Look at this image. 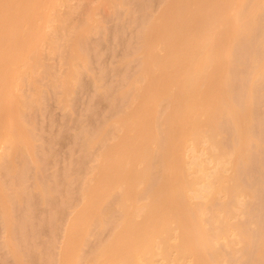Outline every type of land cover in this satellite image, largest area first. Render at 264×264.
Wrapping results in <instances>:
<instances>
[{
  "label": "rangeland",
  "instance_id": "rangeland-1",
  "mask_svg": "<svg viewBox=\"0 0 264 264\" xmlns=\"http://www.w3.org/2000/svg\"><path fill=\"white\" fill-rule=\"evenodd\" d=\"M171 1L48 0L43 8L44 15L38 13L31 18V23L37 30L34 49L27 52L25 59L15 63L9 75L10 81L7 87L5 86L9 88L10 100L17 97L18 101L25 102L22 104L24 107L19 118H16L20 120H15L19 121L18 124L20 123V128L23 129H21L22 135L26 136H24L26 139L23 138L24 141L20 142H24L27 146L28 143L25 141L28 139L30 147L27 151L20 149L23 148V146L20 147L21 143H15L13 140L20 139L17 138V132L13 131L14 134L16 133L13 135L14 138L11 136L13 139L0 136V264H64L68 260V257L62 259L64 240H67V226L75 212H78V215V209L86 203V194H89L87 192H90V187L93 188L91 185L97 184V181L106 182L110 179L109 173L104 171L105 168L103 170L100 168L105 166L111 157H115L112 152L116 148L114 146L119 141V136L121 138L123 135V120L131 117V114L134 115L139 107L141 100L138 94L146 82L142 76V67L144 68L142 64L146 58L144 52L152 48L153 54L156 53L158 58L166 53L160 42L148 41V43L145 39L148 40L151 35V31H148L149 25L157 20L162 9ZM246 4L243 6L246 7L248 5ZM231 11L233 10H230V14H232ZM244 13H247V10L239 14L240 18ZM253 13L255 16L258 13L257 21H253L254 24L257 23L253 28L251 25L250 30L246 32L242 33L240 30L241 35L238 34L240 38L236 44L234 43L235 46L233 45V54L229 55V57L232 56L230 57L232 60L228 57L232 63L231 66L228 65L230 78L227 77L229 76L226 75L227 72L225 73L227 77L225 79L231 80V85L229 84L231 94H228L229 97L226 96L229 99L227 102L239 112L242 111L241 109L246 110L242 107L245 99H248L245 98L247 94L244 95L248 91L246 86L251 88L250 85H252L250 82L252 79L248 80L252 75L249 76V73L251 69H254L253 65L256 64V68L261 67V64H258L260 61L262 63L264 58L262 55L264 54V45H262L264 7H261L259 12ZM254 15L252 14L253 17ZM243 16V22H245L244 18L249 17H245L246 14ZM1 23L3 33H9L8 21ZM19 27L23 31L30 26L27 22H23ZM74 45L77 46H75L76 52L80 51L76 55L73 50H69L75 48ZM69 52L73 56L72 59L79 54L82 57L79 55L80 60L70 59V61ZM157 64L158 62H154L152 68L156 69ZM6 65L12 67L9 62ZM255 71L251 73L254 76L258 72V75L253 78L256 79L255 82L258 81V85L256 86L253 82L257 89L253 87L256 92L254 91L255 94L252 93L253 97L249 99L250 105L247 104V107L253 106L251 108L253 115L248 110L249 120L252 123H249L251 124L248 130L250 133L248 132L247 135L251 134V141L249 145L245 144L246 147L249 146L245 154L247 156L243 157L245 159L241 155L243 160L238 159L239 161L235 162V156L232 155L235 153V148L231 149V147H235L234 133L237 129L234 130L236 124H233V120L229 121L231 118L226 110L225 114L229 115L228 118L221 113L220 115L222 117L225 115L226 119L220 117L221 121H219L218 116L214 120L219 121L217 122L219 124H216L219 130L213 129L217 132L213 133L216 138L213 135L210 136L217 139L216 142L218 141L219 144L212 142L215 139L212 140L204 134L206 137H202L197 144L191 135L184 137L185 140L181 146L184 159L182 164L191 160L193 162L191 166H197L198 163L195 162H200L201 166L204 165V169L200 166L201 170L207 174L205 176L211 178V183L214 180V185L219 178L217 174L221 173L224 176L221 178L223 179L220 182L222 190L219 194L218 191L212 190L213 185V188L209 185L217 194L207 188L210 191L209 196L212 193L217 198L211 194L212 201L209 200L203 207L202 213L200 212L203 216L202 227L210 237L209 245L211 246L209 247L217 254L214 256V252L210 253L205 248L207 253L209 252L206 257L216 264H264V246H260L264 245V74L262 75L259 70ZM3 88L0 85V96L3 95ZM169 102V99L162 98L156 104L153 122L158 129L157 132L159 131L160 140L158 143H151L152 149L155 144L162 145L161 141L165 135L164 118L169 110ZM234 112L237 113V111ZM243 112L242 114H245ZM211 113V109L205 108L201 111L200 118L205 119ZM245 115L244 118L247 119L248 116L245 117ZM2 117L5 122L9 121L8 116ZM15 120L14 127L17 125ZM212 143L218 147L212 146ZM13 144H19V148L17 149ZM11 145L17 150L10 151ZM241 147H239L240 150L245 149V146ZM157 149L155 148V151L152 150L149 154L146 153L143 160L139 159L133 163L136 168L142 169L149 160L151 170H149L151 173L149 172L148 180L136 181L133 184L136 193L131 204L134 207L133 218L136 221L142 219V214L146 210L143 204L149 201L151 196L149 194L162 179L161 165L163 163L161 162L163 161L160 158L163 155ZM8 152L9 154L12 152V156ZM7 154L11 159H8ZM189 155L192 157H188ZM130 164L129 159L125 158L123 167L127 169ZM184 170L186 172L189 168ZM201 170H191L194 172L189 170L191 173L187 171L186 177L184 172V179H188L187 184L190 183L189 179L197 178L198 174L204 175ZM217 171L219 172L216 173ZM205 176H203L204 179H206ZM213 176L217 179L215 180ZM196 178L198 182H193L191 186H193L192 189L199 188V191L193 192L186 188L185 191L188 192L186 197L189 194V201L182 202L185 206L187 202L190 204L187 207H191L189 208L193 211L190 212L191 215L202 210L199 204L206 200L203 197L206 189H202L204 183ZM210 178L206 183L211 184ZM235 184H239L245 193L243 191V194L238 195L237 191L240 189L237 186L239 185ZM233 185L237 187V189L234 188L236 197L229 191ZM120 187L119 185L113 188L105 199L106 202L103 201L101 205L103 208L100 209L99 215L103 213L104 216L103 218L97 216L102 222L95 221L97 218H93L91 223L95 221V224L93 222V226H90L89 222L87 226L90 229L85 230L87 234L84 237L81 236L84 239L80 238L82 241L75 245L76 253L73 251L75 253L73 255H77L75 264H98V262L99 264H121V254H118L114 260L108 255L100 256V251L113 238V234L121 227L122 218H124V211L120 206L123 186L122 189ZM223 187L228 188L229 192ZM195 191H198V194ZM207 192L205 195H208ZM184 215L185 213L182 212L181 216L185 217ZM179 232L178 224L171 220L168 223L166 240L160 237L154 238L153 249L156 254L147 261L144 258L145 253L140 255L137 257L139 264H197L198 255L205 249L194 247L185 255L179 254L177 246L180 242ZM260 247H263V250H259ZM71 262H73L72 259Z\"/></svg>",
  "mask_w": 264,
  "mask_h": 264
},
{
  "label": "bare ground",
  "instance_id": "bare-ground-1",
  "mask_svg": "<svg viewBox=\"0 0 264 264\" xmlns=\"http://www.w3.org/2000/svg\"><path fill=\"white\" fill-rule=\"evenodd\" d=\"M252 1L254 3H251V0H245V2L248 4L247 5L244 0H172L162 9L157 20L152 23V25H149L148 31H151V35L150 37H148V40L147 38L145 39V42H160L162 47L164 46L163 50H166L164 51L166 53L165 55H162V57L160 56L158 58V55L156 57V53L153 54L154 51L152 48L148 49V52H144V57L146 58H144L145 61L143 59L144 65L142 64V66H144V68L142 67V76H144L146 82L140 94L137 93L138 95H140L141 100L139 103V107L134 115L131 114V117H127L123 120V135H121V138L119 136V141H117L118 144H115L114 147L116 148H114L112 152L113 154H115V157H111L109 161H107L108 163L106 162L107 164H105V166H101L100 168L101 170L105 168L104 171H107V173H109L110 179H108V181L106 182L97 181V184L91 185L93 186V188L89 186L90 192L86 191L89 194H86L87 199L85 201L86 203L83 204L84 207L82 205V208L80 207L81 209H78V215V212H75L76 214H74L73 219H71L72 222H69V224L71 225L68 224L67 226V240H64L65 246L63 247L64 250L62 251V259L68 257V260L65 261L66 263L63 262L64 264L76 263L77 255H73L76 253L74 250L75 245L78 244V242L80 243V241L84 239V235L87 234V231L85 230L90 229L88 228V226L93 218H97L95 221L99 220L97 216L103 218V213L101 216L99 215L101 214L99 212L101 211L100 209L103 208L101 205H103V201L106 202L105 199L110 195L111 190L119 185L121 187L123 186L120 206L123 208L124 218H122L123 220L121 227L115 231V234H113V238L110 239L108 244L105 245V248L100 251V256L108 255L111 259L114 260L118 256V254H121V264H139L137 257L144 253L146 254V256H144L146 261L148 259H151L152 256L156 254L155 250L153 249L154 238H166L168 234V223L171 220L176 221L180 228V242L177 245L179 254L185 255L194 247H202L203 249L207 248L210 253L214 252V256H217V254H215L216 251L209 247L211 246L209 245L210 237L206 230H204L202 227L203 219L201 218H203V216L200 215V212L202 213L204 209L203 207L208 204L209 200L210 202L212 201L213 196L214 198H217V194L215 192L218 191L219 194L220 190H222L220 182L223 180H221L223 175L221 173L217 174L220 179H217L215 178L216 176H213L215 180L217 179V182L215 181L214 185V180L211 183V178L205 176L207 174L204 172V170H201V167H203L204 165L201 166L200 162H195L196 164L200 163L199 166L198 164L197 166H191L193 165V162H191V160L188 163L186 162L188 167L185 165V161V164H182L184 159L183 155L181 154V146L184 143V137L189 135L192 136V139H194V141L196 140V144L201 140L202 137H206L204 136V134L212 140L215 139L216 135L214 134L217 132L213 131V129L217 131V125L219 124H217V122L221 121V118L225 120V115H227V118L230 115L229 117L231 119L229 118L230 120H227H233V124H236L234 126V130L236 131L237 129V131L234 133V138L236 139L235 147H231V149L235 148V151L233 149L235 153L232 154L233 151L231 149L229 150H231L232 152L230 153V151H228V153L232 154L235 157L237 156L236 158L234 157L235 162H237L238 159L243 160L245 159L243 157L247 156L245 154H247V148L249 146H246L249 145V141H251V134L247 135V133H250V131L248 130H250L251 124L249 123H252V121L249 120L250 118L248 110L250 112L252 110L251 108H253L252 105L251 107L248 106L250 107L248 108L247 104L250 103L249 99L253 97L252 93L255 94V89L253 88L255 87L254 84H256V86L258 85V81L255 82L256 79H253L256 77L255 75H258V72L255 73L254 76L251 72H256L255 70H259L262 72V75L264 74V58H262V63H260V61L258 64H261V67L263 65L262 70L260 69V66H257L256 68V64L254 63V69H251L252 71L249 73V76L252 74L248 79H252V81H250L252 82V85H250L249 81L247 83H249L248 85H250L253 90L248 86H246V89L248 88L247 90L249 92L251 91L250 93L252 96L248 91H246L247 93L244 91V95L247 94L245 98L248 99H245L246 103L244 102L242 107L246 110L241 109L246 115L242 114V111L239 112V110L231 106L229 102H227L229 100L227 97L230 96L228 94H231V80L229 79L230 73L228 74V71L230 70V64H232V59L230 58L232 56L229 57V55L233 54L232 51L235 46L234 43L236 44L241 35L240 30L243 33L250 30L251 25H253L252 28L256 25L257 22L255 24L254 22L257 21L258 13H255V16L253 12H259V10H261V7H264L261 6L264 5V0ZM47 2L48 0H0V20L1 22L8 21L10 28L9 33H3L2 23L0 22V85L4 87L3 95L0 96V136L14 138L15 136L13 135H16V133L14 134V132H17V138H20L21 140H16V138L12 139L15 143H21L22 145L20 144V147L23 146V148L20 149L26 151L28 147H30L28 146L30 142L28 141V139L27 141H25L26 143H28L27 146L26 144H24V142H20L23 140L25 134L24 136L22 135L23 132H21L22 128H20V123L18 124L19 121H16L20 120L16 118H19L24 107V105L22 104H24L25 102L23 103V100H19V102V98L17 97L12 98L11 101L8 97L9 88H5V86L7 87L8 81H10L9 75L14 68L15 63L19 60L25 59L27 57V52L34 49L37 30L32 25L31 18L34 14L38 13L44 15L43 8ZM243 3L249 6L248 9L247 6L244 7L245 4ZM260 3L262 4L260 5ZM253 5L254 7H252ZM257 7H259V10H257ZM238 9L240 10V12ZM230 10L234 11H231L233 15L230 14ZM243 10H247V13L242 14L240 18L239 14H241V12H244ZM245 14L247 15L245 17L249 18H246L248 21L244 18L245 22H243L242 17H244L243 15ZM252 14L255 17H253ZM250 16L252 18H250ZM241 19L242 22L239 23ZM23 22H27L30 27H27L25 30L21 31L19 25L21 26ZM245 23L248 24L246 25ZM240 26L241 28L239 29ZM246 26H248V28ZM244 29L246 30L244 31ZM262 45H264V39L262 41ZM75 46L76 45H74L73 47ZM76 47H70L71 49H69L73 50L74 52H72L75 53V55L76 53L78 54V52H80L78 49V52H76ZM262 48L261 51L263 50ZM69 55V60L71 59L72 61L75 59L78 60L79 55L81 56V54H79L78 57L74 55L75 57L72 59L73 56L71 52H69ZM262 55L264 57L263 53ZM7 62H9L12 67H8L6 65ZM154 62H158L156 69L152 68ZM228 65L230 66L228 67ZM225 73L226 75H229L227 76L229 77V80L225 79L227 78ZM253 82L255 83L253 84ZM226 91L227 93L225 94ZM228 91H230V93H228ZM162 98H167L170 101V104H168L169 110L167 111V115L165 114L164 118L165 128L163 131H165V135L163 136V140L161 141L162 145L160 144L161 146H159V144H155V147L152 149V146H150L151 143H158V140H160L158 134L159 131L157 132L158 129L155 128L153 119L155 117L154 113L156 112L157 108L156 104ZM20 103L22 106L20 105ZM251 104H253V101H251ZM232 107L234 108L233 110ZM205 108L211 109L212 113L210 115H207L205 119H201V111ZM227 109L230 110V112ZM225 110L229 115L227 113L225 114ZM234 111H237V113H235ZM252 112L253 111H251V113ZM221 113L222 115L223 113L225 114L224 117L220 115ZM244 115L245 117L248 116L246 117L248 120L244 118ZM2 116H8L9 121L5 122ZM217 117L219 121H214L215 118L217 119ZM13 119H16V127H14L15 123L13 124ZM243 120L247 121L245 122ZM236 121L238 122L236 123ZM209 131L211 134L206 133ZM237 133L238 135H236ZM243 134H245L247 138ZM212 135L215 138H211L210 136ZM164 138L166 139V142H164ZM216 140L217 139L213 140L212 142L219 144V142H216ZM239 140L241 141V143ZM215 143H212V146L215 145L216 147H218ZM246 143L247 145H245ZM236 145L239 147L243 145L245 146V149L240 150V148H237ZM15 146L17 148L19 144ZM157 147L160 148L157 149ZM14 148L12 146L10 151H12L13 149L12 152H14L19 147L17 149ZM155 148L159 150L163 155V157L161 155L162 158H160V160L162 159L161 161H163L161 162V164L163 163L161 165L163 168L162 179L155 187L153 192L149 194L151 195L149 201L143 204L146 210L142 214V219L136 221L133 218L134 207L131 204V200L136 193L133 189V184L136 181H145L146 179L148 180V175L151 173V170L148 162L149 160H147L146 165L142 167V169L136 168L133 163H136V161H138L139 159L143 160V156L146 153H151L152 150L155 151ZM237 149H239V151L236 152ZM241 152L244 153V156ZM11 153L9 154L8 152L10 156H12ZM9 155L7 157L8 159H11L9 158ZM241 155L243 159L241 158ZM188 157L192 156L189 155ZM125 158L129 159L131 163L127 169L123 167ZM190 167H192V169H190ZM185 168H189L190 171L193 169H199V171L201 170L202 173L204 172V175H196L197 178L193 177L194 179H189V182L191 184H187L186 181H188V179H184L183 176ZM202 169H204V167ZM187 171L185 172V177L187 176ZM190 171L189 174L191 172H194ZM218 172L219 171H217L216 173ZM203 176H205L206 179H204ZM207 177L210 178L211 184H209V182L206 183L207 181H209ZM195 178L202 180V182L204 183L202 185V189H206L205 191L203 190V197L206 198V200L199 204V208H201L202 210H200L197 214L194 212L195 214L191 215L190 212L193 211L189 209L191 207H187L190 206V204H188L187 202V205L185 206L182 202L189 201V194L186 197L188 189L193 190V192L194 190L199 191V188L192 189L193 186H191L193 182H198L195 180ZM217 184H219L220 187ZM209 185L214 186V188L212 186V190H214L215 192L211 190ZM235 185L237 186L239 184ZM235 185H233V189L229 187V191L232 193V195H235L236 197L237 194L239 195V193H242L243 191V193H245V190L239 185L237 187H239L240 190L237 191L236 194L237 187H235ZM186 188L187 190L185 191ZM207 188H209V190L216 195H213L211 193L213 196L211 194L209 196L208 193L210 191ZM234 188L236 189L234 190ZM226 189L228 191V188L225 187L224 190ZM198 191L195 192L198 194ZM206 192L208 195H205ZM233 192H235V194ZM207 196L210 198L208 199ZM4 210L6 209L4 208ZM182 212L185 213V217L181 216ZM95 221H93L94 224ZM92 223L90 226H93ZM82 235L83 237H81ZM210 248L212 251L210 250ZM262 248L263 247H260L259 250H261ZM73 251L75 253H73ZM163 251L165 252V250ZM203 252L207 253L206 249ZM203 252L198 255L197 264H216L215 262L208 260L209 258L206 257L208 256L209 252L206 255H204ZM259 252L262 253V251ZM72 256L73 258H71ZM260 256H262V254ZM71 259L73 262H71ZM99 263L100 262H98V264Z\"/></svg>",
  "mask_w": 264,
  "mask_h": 264
}]
</instances>
